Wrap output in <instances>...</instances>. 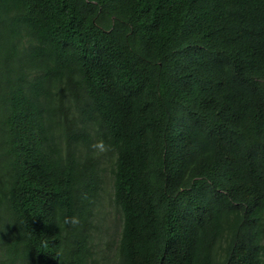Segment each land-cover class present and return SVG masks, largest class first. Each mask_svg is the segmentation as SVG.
<instances>
[{
	"label": "trees",
	"instance_id": "1",
	"mask_svg": "<svg viewBox=\"0 0 264 264\" xmlns=\"http://www.w3.org/2000/svg\"><path fill=\"white\" fill-rule=\"evenodd\" d=\"M0 264H264V0H0Z\"/></svg>",
	"mask_w": 264,
	"mask_h": 264
},
{
	"label": "rangeland",
	"instance_id": "2",
	"mask_svg": "<svg viewBox=\"0 0 264 264\" xmlns=\"http://www.w3.org/2000/svg\"><path fill=\"white\" fill-rule=\"evenodd\" d=\"M105 181H106V191L104 194L102 193V197L100 198V202L102 203L101 209L102 210H106L105 213H107L105 216L107 217L106 220L104 219L102 221V225H108L109 223V228L111 227L112 221L114 222L115 220H118L119 215L117 213L116 210H114V208L112 207L110 201H111V191L112 189H110L109 187V173L108 171H106L105 173L102 174ZM110 191V192H109ZM110 230V229H109ZM102 237V235H101Z\"/></svg>",
	"mask_w": 264,
	"mask_h": 264
},
{
	"label": "clouds",
	"instance_id": "3",
	"mask_svg": "<svg viewBox=\"0 0 264 264\" xmlns=\"http://www.w3.org/2000/svg\"><path fill=\"white\" fill-rule=\"evenodd\" d=\"M64 223L66 225H71V226H75L79 224V217L78 216H71V217H65L64 218Z\"/></svg>",
	"mask_w": 264,
	"mask_h": 264
}]
</instances>
